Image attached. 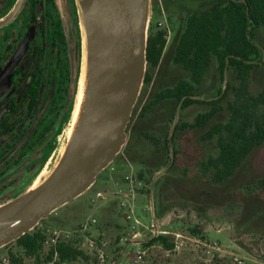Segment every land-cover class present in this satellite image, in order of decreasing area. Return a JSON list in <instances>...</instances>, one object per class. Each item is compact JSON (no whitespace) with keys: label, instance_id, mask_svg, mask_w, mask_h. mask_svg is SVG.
<instances>
[{"label":"rangeland","instance_id":"obj_1","mask_svg":"<svg viewBox=\"0 0 264 264\" xmlns=\"http://www.w3.org/2000/svg\"><path fill=\"white\" fill-rule=\"evenodd\" d=\"M209 1L151 0L149 26L153 24L166 30V52L153 73L152 82L141 88L126 129L125 145L114 161L97 176L89 190L39 223L43 227L72 231L86 226L87 234L107 243V264H112L116 258L115 249L123 247L132 232L151 234L150 184L146 185L145 180L150 179L151 182L156 173L169 163L170 148L177 153L175 163L156 181L153 195L156 217L165 218L160 230L172 237L174 249L163 252L158 246L133 248L122 264H264V192L253 188L255 180L264 176V144L247 158L230 180L214 185L200 172V162L215 153L214 143L200 139L211 124L205 128L176 132L168 143L169 159L165 162L156 147L141 136V133L148 132L163 140L164 134L172 129L174 116L168 122L173 110L170 101L152 108L144 118L139 116L140 108L162 87L172 86L179 76L186 74L172 65L168 49L183 29L186 16L200 11ZM255 41L264 54L262 28L256 31ZM229 82L235 83L233 71L226 74V84ZM263 83L264 57L261 55L259 67L252 75L250 92L258 94ZM220 87L223 84L219 82L213 63L204 81L196 87L195 94L210 100L215 98ZM206 110L208 108L203 105L180 110L177 124L191 123L197 114ZM226 117L227 112H222L211 123ZM138 172H142L144 179L139 180L141 186L132 205V219L126 221L117 205L115 191L123 186L126 174H133L138 179ZM132 225L136 227L134 231L131 230ZM193 226L201 229L202 238L189 233L188 229ZM214 242L217 245L212 248ZM10 252H19L15 243L0 249V262L8 258ZM138 254L140 259L135 262ZM22 264L35 263L26 258Z\"/></svg>","mask_w":264,"mask_h":264},{"label":"trees","instance_id":"obj_2","mask_svg":"<svg viewBox=\"0 0 264 264\" xmlns=\"http://www.w3.org/2000/svg\"><path fill=\"white\" fill-rule=\"evenodd\" d=\"M200 11L192 12L185 18L183 29L169 47L171 63L185 75L172 86L162 87L140 108L139 116L144 118L149 110L170 101L173 110L168 122L172 121L176 107L181 110L193 105L208 108L195 116L193 122L177 124L172 138L178 131L210 127L201 135L202 142L214 143L215 153L200 162V172L214 185H222L240 169L247 158L264 144V83L256 95L250 92L252 75L259 67L261 48L254 42L256 31H264V0H210ZM166 47V30L150 24L146 46V72L143 88L152 82L154 71L160 65ZM215 63L218 79L223 84L225 74L234 72L235 83L220 87L216 96L210 100L193 99L196 87L207 76ZM139 103V101H138ZM222 112H227L224 120L211 123ZM131 120V119H130ZM166 132V131H165ZM163 140L143 132L141 136L161 154L160 158L169 159L168 134ZM171 138V139H172ZM160 145L163 148L159 149ZM174 156L176 152L173 151ZM176 158V157H175ZM175 159L171 164L173 167ZM138 180H143L138 172ZM146 185L150 179L145 180ZM253 188L264 192V176L255 180ZM148 193V188L146 189ZM40 223V222H39ZM189 233L203 237L197 226L190 227ZM101 239V238H98ZM45 235L41 224L24 234L15 242L19 252L8 254L11 264H22L30 258L35 264H90L95 259L74 243H61L55 247H45ZM12 244V243H11ZM10 245V244H9ZM8 246V245H7ZM158 246L163 252H171L174 242L169 235H158L143 248ZM122 247L115 249V257ZM54 254L57 260L53 261Z\"/></svg>","mask_w":264,"mask_h":264},{"label":"water","instance_id":"obj_3","mask_svg":"<svg viewBox=\"0 0 264 264\" xmlns=\"http://www.w3.org/2000/svg\"><path fill=\"white\" fill-rule=\"evenodd\" d=\"M74 1L80 20L83 58L66 138L43 178L22 195L0 206V249L89 190L127 140L126 129L146 72L151 0ZM261 55L264 57L262 50ZM225 87L226 74L223 90ZM180 110L181 103L168 133L169 142ZM170 156L169 163L156 173L149 186L151 234L136 232L130 236L112 264H122L133 248L162 234L160 225L165 218H157L154 213L153 186L173 163L171 148Z\"/></svg>","mask_w":264,"mask_h":264},{"label":"flooded vegetation","instance_id":"obj_4","mask_svg":"<svg viewBox=\"0 0 264 264\" xmlns=\"http://www.w3.org/2000/svg\"><path fill=\"white\" fill-rule=\"evenodd\" d=\"M82 58L74 0H0V206L39 182L60 152Z\"/></svg>","mask_w":264,"mask_h":264},{"label":"built area","instance_id":"obj_5","mask_svg":"<svg viewBox=\"0 0 264 264\" xmlns=\"http://www.w3.org/2000/svg\"><path fill=\"white\" fill-rule=\"evenodd\" d=\"M160 25V24H159ZM111 171L114 168L111 167ZM141 186V182L133 176V174H126L123 177V186H120L115 191V197L117 198V205L123 211L124 219L130 221L133 216V203L138 187ZM45 235V247H55L61 243H74L80 249L85 251L90 257L95 259V262L90 264H107L108 255L106 250L108 248L107 243L102 239L93 238L87 234V227L84 226L77 231L66 230V229H55L43 227ZM136 227L132 225L131 230L134 231ZM136 232H132L131 236ZM163 233V232H162ZM166 235V234H164ZM128 239H125L127 241ZM217 244L214 242L212 248H215ZM140 259V254L136 256L134 260ZM57 260V254H54L53 261ZM0 264H10L9 258H3Z\"/></svg>","mask_w":264,"mask_h":264},{"label":"bare ground","instance_id":"obj_6","mask_svg":"<svg viewBox=\"0 0 264 264\" xmlns=\"http://www.w3.org/2000/svg\"><path fill=\"white\" fill-rule=\"evenodd\" d=\"M80 85H81V83H80Z\"/></svg>","mask_w":264,"mask_h":264}]
</instances>
